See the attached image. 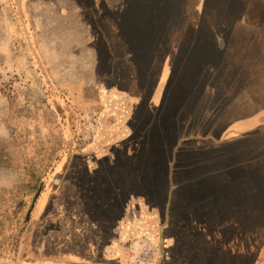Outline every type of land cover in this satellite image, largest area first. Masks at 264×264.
Listing matches in <instances>:
<instances>
[{
  "label": "rangeland",
  "instance_id": "374dc122",
  "mask_svg": "<svg viewBox=\"0 0 264 264\" xmlns=\"http://www.w3.org/2000/svg\"><path fill=\"white\" fill-rule=\"evenodd\" d=\"M260 26L264 0H0V264L89 248H129L138 263L153 255L157 264L163 250L160 264H224L221 238L225 264H251L264 227L248 225L247 218L232 225L237 197L229 188L216 193L224 178L205 182L192 165L196 155L231 175L237 162L264 152V133L250 141L256 151L235 153L236 160L199 148L191 161L189 148L195 135L210 133L224 119L223 108L214 113L209 103L233 109L239 95L255 96L264 79V64H256L264 63V48L254 46L264 38L256 33ZM207 86L216 91L208 95ZM239 108L226 113V128L247 117ZM157 113L159 122L149 129ZM170 115L178 117L173 125ZM248 134L242 133L246 142ZM145 139L157 153L163 146L179 155L173 206L174 186L162 190L160 176L149 196L142 187L122 186L120 203L110 202L113 188L105 181L134 182L126 156ZM262 163L255 164L258 170ZM258 191L259 204L264 187ZM206 196L211 200L204 211ZM192 209V220L207 214L214 224L194 231L185 224ZM205 229L212 244L190 240ZM160 234L176 242L158 243Z\"/></svg>",
  "mask_w": 264,
  "mask_h": 264
},
{
  "label": "crops",
  "instance_id": "0c3cea01",
  "mask_svg": "<svg viewBox=\"0 0 264 264\" xmlns=\"http://www.w3.org/2000/svg\"><path fill=\"white\" fill-rule=\"evenodd\" d=\"M260 17L263 18V13H261ZM256 33L264 35V27L260 26L259 32L257 31ZM261 41L262 42L260 44L256 43L254 45L256 47L255 49H257L259 45L260 47L258 49L264 48L263 37L261 38ZM224 63L225 56L222 57V61L220 62L221 67L224 66ZM256 64L259 65L264 63L262 62V60H260L256 61ZM260 67L261 66H257L255 68V71L257 72ZM213 87L207 86L206 92L208 95L211 93V90H215V86ZM223 92L224 94L222 95L226 98V89H223ZM238 98H240V101H238V104L240 106L239 110L240 112L242 110V113L247 117L241 119L239 117L237 118L239 119L238 121L229 122L228 128H226V113L231 115L233 111L237 109L238 104L235 105L233 109H230V106L226 108V102L219 103L213 101L212 103L208 104L207 110L214 111V113H218V109L223 108L222 114H224V119H221V122H215L213 127L211 128L212 131L210 133H207L205 135H193L194 139L196 140V143L192 145L191 148H189V152H191V161H193L194 150H197L199 148L200 150L208 152L207 155H222V157H226L227 154V156L229 157L228 160H236L235 153L242 152V150L248 151L249 148L255 150V145H251L250 141L253 140L255 134L260 135L264 133V79L262 81L259 80L258 84L256 85L255 96L252 95L251 97L247 98L243 97L242 95H239ZM256 118H262V120L257 122ZM231 133H237L241 136L236 138L231 137ZM242 133H249V142L244 141ZM240 143L241 146L239 148ZM174 151H176V148ZM195 158L197 162L193 163V165L199 163V166H195L196 169L198 168L197 170H199L200 172L199 178H204L205 182H208L209 179L222 177L224 179L222 180L220 178L221 181H218L219 185L217 186V191H219V189H221L224 185L226 189L229 188L227 190L228 192L237 195L236 197L238 199V204L233 205L231 207L234 212V217L232 218V220H230L232 225L242 226L244 223L242 220H245L247 218L248 225L251 224L254 226L256 225L264 227V199L258 204L254 196V194H257L259 192V189L264 187V163H262L263 165L261 166L262 168L260 170H258V167L260 166H255V164L258 165V163L264 162V152L259 154H257L256 152L252 155V158H244V161L237 162L239 163L240 168L239 170L234 171L231 175L226 174V171L228 170L224 166H213L212 164L207 162L208 160L202 161L196 155ZM243 165H254L255 168L253 170L247 171L242 168ZM246 173H248V175ZM226 179L229 180V183H226ZM242 184H245L246 186L242 187L243 189L237 190V186ZM247 189L249 190L245 191ZM248 198L249 202L247 203L246 200ZM250 200H255L256 204L253 205ZM261 209H263V211H260ZM259 215L262 217H260ZM129 221L131 222L132 218L129 219ZM187 224L191 226L206 225L205 223L203 224L201 221L195 222L191 220ZM152 225H154V223ZM162 225L165 226L166 222L162 223ZM218 225H220L223 230L224 226H226V220L222 219ZM197 237L198 235L189 236L190 240H197ZM199 237L205 239V237H202V235H199ZM162 240L165 241L168 247L174 245L173 242H176L174 236L168 239L167 237H163V235L160 234V237H158V243H162ZM258 240L259 239H257L256 241ZM261 240V245L258 247V250L254 253V257L251 260L253 264H264V237ZM145 241L151 247V241ZM89 249L90 250L85 251H64V254H49L46 256H39L37 254L32 260L29 261V264H153L152 262L154 260L152 258L153 255H151L148 260L138 263L136 260L137 255L132 256V251H130L129 248H124L123 250L121 249L119 251L115 249H109L100 252L95 249ZM222 251L225 254V248L222 247Z\"/></svg>",
  "mask_w": 264,
  "mask_h": 264
},
{
  "label": "trees",
  "instance_id": "16d2710c",
  "mask_svg": "<svg viewBox=\"0 0 264 264\" xmlns=\"http://www.w3.org/2000/svg\"><path fill=\"white\" fill-rule=\"evenodd\" d=\"M174 82L177 81L176 78H174L173 80ZM167 95H165V99H167ZM159 116L160 114L157 113V115L151 120L149 121V124L150 127H148L149 129L154 127L156 122H159ZM178 120V117L177 116H172L170 115L169 118H168V123H170L171 125H173L174 123H176V121ZM165 122V121H164ZM169 125V124H168ZM165 128H162L164 129H167L169 127H166L164 126ZM145 144L141 145L142 147L139 148L138 150H136L135 152H133L132 154H130L129 156H126V159L129 163V165H127V170H129V172L131 173H128V177H130L134 182L131 184V183H128L127 182H123V184H117L114 182L113 180V177H109V182L106 180V184L111 186L113 188V197L111 198L110 202L112 203L113 201H115L114 203L119 204L120 202L117 201V199H119V194L122 190L121 187L122 186H127L128 189H134L136 190L137 187H142V192L146 194V196H149L151 190H154L153 188L156 186L154 185L155 183H157V180L154 179V177H159L160 176V187L162 188V190H168L169 191V186L171 184V186H174L172 187V191H171V197H170V205H174L175 203V194L179 193V191H177V185H176V179H177V176H178V173L176 171V167H175V163L177 162V158H178V154L176 151H174L173 149H171L169 152L166 151L165 149H163V146L161 147L162 151H160V153H157L155 151H153V145L150 143L149 139H145ZM192 166H199V163L197 164H194ZM191 167V166H190ZM196 168V167H195ZM128 172V171H127ZM115 175L114 177H117V175L119 173H117L116 171H114ZM92 174H95V172H93ZM110 175L113 176V173H110ZM120 175V174H119ZM198 179H201V178H198ZM165 180H166V183H165ZM116 181L118 182V179H116ZM171 181V182H170ZM197 181V183H200V181L198 180H195V182ZM169 182V185H167V183ZM126 183V184H125ZM174 183V185H172ZM131 184V185H130ZM226 184V183H225ZM91 185H95V182L94 181H91ZM102 185H104V183H102ZM158 186V185H157ZM193 188H195V185H192ZM163 188H166V189H163ZM199 188V187H198ZM221 189H224L226 191V187L223 185ZM125 190V191H127ZM129 192V191H127ZM216 193H219L221 194L220 191H217ZM213 194V193H211ZM234 196H237V195H234ZM199 198H194L193 201H195L196 203L199 202ZM208 200H211V197L209 196H206L203 198V204L204 207H203V210L206 211L208 209L207 204L205 201H208ZM106 204V206L109 207V209L111 210L110 211V214L113 215V218L115 220H118V215H114L115 213V210L117 209L116 205H114V207L112 206V204ZM121 206V209H122V206L123 204L119 205L118 207ZM114 210V211H113ZM173 208H171V212H173ZM195 211L194 209H192V211H190V217L188 218V220L190 221H195V222H198L200 220H192L193 217H191L193 214L191 212ZM203 221H201L203 224H210L211 226L214 224V223H208V218H207V214L204 215L202 217ZM218 219H216L217 221H221L224 217L223 216H220V217H217ZM173 217L171 219V221H173ZM188 221V222H189ZM207 221V222H206ZM168 223H166L167 225ZM187 224V223H185ZM188 225V224H187ZM191 226V225H189ZM217 226V225H216ZM193 228L194 231L198 232V231H201L200 230V227H206L207 228V225H196V226H191ZM221 227V226H220ZM221 231L222 230V227L220 228ZM204 231H206V233H197V234H194V235H198L197 237V240H191V241H203L205 242V239H206V243H213V236L212 234L209 232L207 233V229H205ZM202 235V237L204 236L205 239H202L199 237V235ZM225 237V236H224ZM209 239V240H208ZM220 243L222 244V247L225 248L226 250V238L223 240L221 238L220 240ZM223 261H224V264L226 262V252L224 254L223 252ZM251 262V261H250ZM251 264H253L251 262Z\"/></svg>",
  "mask_w": 264,
  "mask_h": 264
},
{
  "label": "water",
  "instance_id": "95a60500",
  "mask_svg": "<svg viewBox=\"0 0 264 264\" xmlns=\"http://www.w3.org/2000/svg\"><path fill=\"white\" fill-rule=\"evenodd\" d=\"M162 257H163V250H161V252H160V255H159V258H158L157 264H160V262H161V260H162Z\"/></svg>",
  "mask_w": 264,
  "mask_h": 264
}]
</instances>
